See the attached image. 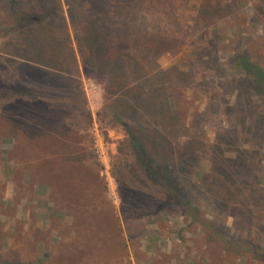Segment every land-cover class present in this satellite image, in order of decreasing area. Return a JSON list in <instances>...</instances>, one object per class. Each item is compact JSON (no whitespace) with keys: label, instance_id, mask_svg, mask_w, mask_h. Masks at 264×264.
Returning a JSON list of instances; mask_svg holds the SVG:
<instances>
[{"label":"rangeland","instance_id":"374dc122","mask_svg":"<svg viewBox=\"0 0 264 264\" xmlns=\"http://www.w3.org/2000/svg\"><path fill=\"white\" fill-rule=\"evenodd\" d=\"M31 2L37 7L0 0V82L17 68L25 85L36 72L24 28L49 38L47 22L59 8L55 0ZM60 2L78 57L67 4ZM16 4L31 14L24 25ZM81 7L90 9L87 2ZM139 11L141 23L173 41L171 52L157 59L161 69L192 73L188 81L173 80L170 110L139 103L133 122L123 109L125 94L108 95L84 75L79 58L80 75L68 80L78 98L73 110L74 95L58 81L47 79L46 96L34 102L31 92L10 86L0 93V264L36 262L45 254L43 264H119L130 255L148 264L170 258L264 264V0H141ZM64 34H53L56 47ZM123 124L143 146L161 145L152 159L203 224L182 213L138 162ZM95 215L117 218L124 254L112 246L110 229H95ZM98 238L104 245L91 250L87 244ZM74 244L76 261H63Z\"/></svg>","mask_w":264,"mask_h":264},{"label":"trees","instance_id":"16d2710c","mask_svg":"<svg viewBox=\"0 0 264 264\" xmlns=\"http://www.w3.org/2000/svg\"><path fill=\"white\" fill-rule=\"evenodd\" d=\"M55 1L60 13L58 12L56 17L47 22L49 38L43 34V38H39V32L34 34L32 26L27 25L24 28V36L33 39L31 44L27 42L28 46L25 45L24 50L27 52L29 60L35 64L30 65L29 68L36 72H32V77L25 85L19 81L24 78L22 69L15 68V71L12 69L6 72L4 78L8 79L0 82V93L3 97L7 90L10 91L8 88L10 86L11 89L31 92L29 95L34 102V100L42 98L39 95L46 96L44 86L48 79L67 84L71 94L74 95V101H72L69 110L75 109L79 105L77 103L78 98L72 91L68 80L70 77L80 75L77 60L79 58L84 75L101 82L108 95L116 96L120 92L125 94V98L122 100L123 109L128 112L127 118L133 122H137V118L140 117L139 103H147L150 108L163 106L162 112H166L168 108L170 110V107L173 106L171 97L173 80L188 81L192 78L189 77L192 73L189 70L172 72L171 69H161L157 59L164 53L171 52L173 41L170 37H164L140 22L139 7L141 0H64L67 4V17L73 30L78 57H76L71 38L67 32V21L61 8V2L60 0ZM27 2L30 7L31 5L35 7L38 5L37 1V5L31 0H27ZM83 2L89 4V10H82L81 4ZM13 3L15 2L13 1ZM127 3L130 8H126ZM15 10L17 22L24 25L23 20L29 18L31 14L26 15L25 9L19 4H16ZM62 31L65 32L63 35L65 41L56 47L53 34L62 33ZM38 64L47 67V69L39 67ZM258 72L257 70L256 73ZM70 114L71 111L68 115L70 116ZM123 125L130 137L132 147L135 149L138 162L161 180L168 194H170L169 196L178 204L182 213L192 215L191 218L198 221L199 219L194 216L198 209L194 205H190L175 186H172L165 172L158 168L157 162L152 159V154H162L161 145L147 141L146 146H143L130 128L125 124ZM138 126L140 128L141 123ZM95 216L92 217L95 220V229L99 227L100 234H107V230L110 229L111 235L107 234V236L110 238L112 246L124 254L127 246L126 242L119 243L117 218L114 215ZM103 216L107 217L105 224L101 223ZM92 219L89 218L85 221L90 220V223ZM199 222L203 224L202 220ZM105 227L108 229L106 230ZM99 237L101 236L99 235ZM132 238V236H127V243L128 241L131 243ZM134 238L136 239L135 236ZM92 242L87 245L92 246L90 248L94 250L96 245H104L105 240L98 238ZM224 242L228 243L225 240ZM130 245L135 247L137 243L133 241ZM73 247L75 252L77 247L76 245ZM66 249L69 252L72 248L66 246ZM99 250L96 249V251ZM112 251L114 250L112 249ZM111 254L112 252H105L104 255L110 257ZM77 255L78 253L75 252L73 256H69L70 259L62 260L75 262ZM46 256L48 254L43 255L36 262L29 261V263L24 264H43L42 261Z\"/></svg>","mask_w":264,"mask_h":264},{"label":"crops","instance_id":"0c3cea01","mask_svg":"<svg viewBox=\"0 0 264 264\" xmlns=\"http://www.w3.org/2000/svg\"><path fill=\"white\" fill-rule=\"evenodd\" d=\"M140 248H141V250H143V252H145V249H146V243H142L141 245H140ZM130 259H127V260H123V261H121L119 264H148V262L147 261H142V260H140V259H134V258H132L131 257V255H130V257H129ZM155 264V263H154ZM162 264H173V258H170V262H165V263H162Z\"/></svg>","mask_w":264,"mask_h":264},{"label":"built area","instance_id":"2783aa9c","mask_svg":"<svg viewBox=\"0 0 264 264\" xmlns=\"http://www.w3.org/2000/svg\"><path fill=\"white\" fill-rule=\"evenodd\" d=\"M96 152H97V154L99 155V156H101L102 155V151H101V149L99 148V149H97L96 150Z\"/></svg>","mask_w":264,"mask_h":264}]
</instances>
